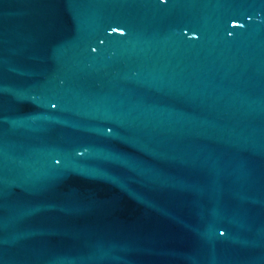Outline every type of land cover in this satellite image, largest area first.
<instances>
[{"label": "water", "instance_id": "water-1", "mask_svg": "<svg viewBox=\"0 0 264 264\" xmlns=\"http://www.w3.org/2000/svg\"><path fill=\"white\" fill-rule=\"evenodd\" d=\"M0 264H264V0H0Z\"/></svg>", "mask_w": 264, "mask_h": 264}]
</instances>
